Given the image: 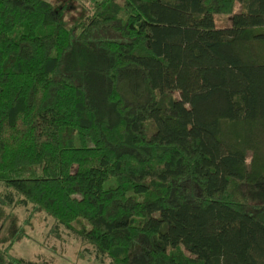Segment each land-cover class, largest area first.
I'll use <instances>...</instances> for the list:
<instances>
[{
	"label": "trees",
	"instance_id": "trees-1",
	"mask_svg": "<svg viewBox=\"0 0 264 264\" xmlns=\"http://www.w3.org/2000/svg\"><path fill=\"white\" fill-rule=\"evenodd\" d=\"M87 3L0 0V264H51L28 206L109 264H264V0Z\"/></svg>",
	"mask_w": 264,
	"mask_h": 264
},
{
	"label": "rangeland",
	"instance_id": "rangeland-1",
	"mask_svg": "<svg viewBox=\"0 0 264 264\" xmlns=\"http://www.w3.org/2000/svg\"><path fill=\"white\" fill-rule=\"evenodd\" d=\"M52 3L67 2L69 9L65 16L66 24L73 27L79 18L86 14L89 3L86 0H48ZM240 8L237 7L236 11ZM231 16L217 15L218 27L230 25ZM116 182L110 180L104 187H115ZM1 189V187H0ZM17 225H25L27 236L21 242L15 244L10 254L13 257L26 260H44L51 264H109L107 259L95 257L94 253L88 254L90 246L82 243L71 231L59 227L54 231V220L44 212H35L33 206L21 207L14 211L12 216ZM53 226V227H52ZM5 233L0 234V240H4ZM9 243V242H8ZM8 243L5 245L8 246ZM2 245V244H0ZM91 251H93L91 249Z\"/></svg>",
	"mask_w": 264,
	"mask_h": 264
}]
</instances>
